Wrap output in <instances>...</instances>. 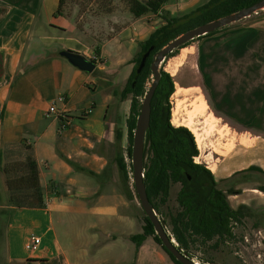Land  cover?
<instances>
[{"label":"crops","instance_id":"crops-1","mask_svg":"<svg viewBox=\"0 0 264 264\" xmlns=\"http://www.w3.org/2000/svg\"><path fill=\"white\" fill-rule=\"evenodd\" d=\"M204 1L168 0L163 8L177 11L183 8L181 4H186L183 9L186 12ZM60 8L61 0H0V206H7V199L3 201L1 193L6 192L8 198L4 165L25 159L29 152L38 162L46 197L45 208H21L20 213L28 222H39L42 226L44 237L40 236V250L34 253L17 251L15 230L11 228L6 262L174 264L151 238L139 247L136 258L134 245L133 248L129 246L131 253L126 259L120 261L115 256L117 240L133 243L130 235L135 233L128 230L137 220L134 215L136 205L124 194L115 156H112L115 155V122L109 115L115 98L111 89L118 81V74L117 70H102L105 75L85 72L58 53L62 48L80 51L69 45L56 46L55 38L44 33L51 28H64L62 30L67 32L72 26L60 14ZM145 18L132 23L142 21L146 24ZM262 39L259 38L257 43ZM250 49L259 50L260 46L244 47L245 51ZM97 68L101 69V66ZM132 69V65L126 64L123 72L131 73ZM254 69V80H234L235 84L241 83V90L247 92L249 98L244 102L235 101L237 105L231 104L233 113L229 115L219 114L215 108L218 116L263 115L264 62ZM59 95L66 96L71 121L65 128L62 127L63 120L49 112ZM57 106L61 108L63 105L57 102ZM224 106L227 105L224 103ZM127 115L128 112L125 117ZM234 130L242 142L234 144V148L219 160L215 159L213 166L220 176L211 169L218 182L247 169L264 171V132ZM238 189L241 192L229 195V200L232 195L243 192L242 188ZM258 189L254 187L253 190L262 191ZM255 193L250 195H257ZM261 193L264 196V191ZM55 214L71 219L62 223L68 228L66 235L70 241L67 246L59 240ZM89 230L95 233L83 237ZM28 239L26 235L25 244Z\"/></svg>","mask_w":264,"mask_h":264},{"label":"rangeland","instance_id":"rangeland-1","mask_svg":"<svg viewBox=\"0 0 264 264\" xmlns=\"http://www.w3.org/2000/svg\"><path fill=\"white\" fill-rule=\"evenodd\" d=\"M181 5L183 8L177 11L173 9L165 10H171L170 15H182L186 4ZM60 10V14L64 15L72 26L69 27L67 32L62 30L64 28H60V30L51 28L46 29L44 33L55 38L56 46L69 45L79 49L80 51L77 52L87 56H93L96 53L95 51L101 47L102 50L98 59V66L100 65L101 69L97 68L96 70L97 72L99 70V73L102 70H117L116 74L118 75H116V78L118 81L114 88L122 90L130 74V71L123 72V67L126 64L134 65L131 60L137 55L139 42L142 39L145 40L147 36L149 37L157 23L158 15L146 16L144 19V21H147L146 24L142 21L132 23L126 0H63ZM228 26L226 30L212 36L196 37L188 45L175 51L174 55L167 56L161 63V70L168 72L175 82V91L170 97L171 122L173 125L186 126L176 124L189 123L188 114L192 110V103L198 100V94L203 95L207 100L209 111L212 110L216 114L214 110L216 108L219 114L222 115L223 113H228V115L233 113L231 104L237 105L236 102H244L249 98L246 95L247 92L241 90V83L235 84L234 80L243 81L244 78L254 80V72L256 71L254 68L264 62V8L250 17ZM259 38L263 39L257 43ZM256 44L260 46L259 50H244V47L247 48ZM250 70H254L253 73ZM104 73L102 72V75ZM151 84L152 80L147 84V88ZM185 90L190 91L188 96L183 95L188 93ZM224 103L227 105L226 107ZM129 105V99L120 101L119 98L115 97L109 115L113 122L116 121L119 126L124 127L125 133L121 145L125 159L128 162L130 159L127 153V129L125 124L120 123L124 122L125 115L129 112ZM216 116L219 118L217 129L222 130L225 128L224 131L222 133L208 132V128L205 127L206 130H201L203 139L200 145L194 132L187 126L193 132L198 145L199 155L196 161L207 165L209 169H214V162L230 151L231 148H234V144H238L239 141L242 142L234 128L264 132V113L258 117H220L217 114ZM247 135L250 136V134ZM247 141L249 142V139ZM214 171L220 176L217 170L214 169ZM246 171L251 173L248 180L240 175ZM132 182H134L133 175L131 176L130 186L136 205L134 215L137 220L135 225L128 231L139 233L142 232L145 211ZM218 186L223 190H227L230 186H235L237 189L242 188L243 192L240 195H232L230 202L235 208L242 204L247 205L249 209L246 213H248L242 224L237 223L234 225L236 239L221 243L218 246L213 245V241L207 244L199 243L193 249L194 258L200 262L208 261L206 264H264V196L261 193L263 191L253 190L254 187L264 186V171L258 168L247 169L236 173L230 179L218 182ZM179 188L180 185L178 184L172 186L168 203L162 207V217L166 220L169 219L167 212L176 207L175 197ZM251 192H257L255 193L257 195L252 196L250 195ZM6 194V192L1 193L3 201L8 199ZM125 196L128 199L126 194ZM5 208L8 207L5 205L0 206V210ZM20 213L21 208H15L9 215L0 214V264L7 263V239L11 228L15 230L13 233L15 236L14 245L17 251H27L24 246L26 235L29 237L33 235L44 237V230L40 223L28 222L26 217L23 218ZM54 219L60 242L63 246L69 245L70 238L66 235L68 228L62 226V223H64L63 221H66V223L71 221L70 217L63 218L55 214ZM93 233L95 232L89 230L88 233L83 234V237H90ZM116 244L118 245H116L114 253L120 261L126 259L131 253L129 246H132V248L133 245L136 246L134 242L131 243L128 240V244H125L120 239L117 240ZM95 247L92 248L95 249ZM27 252L29 253V251ZM119 264H122V262Z\"/></svg>","mask_w":264,"mask_h":264},{"label":"trees","instance_id":"trees-1","mask_svg":"<svg viewBox=\"0 0 264 264\" xmlns=\"http://www.w3.org/2000/svg\"><path fill=\"white\" fill-rule=\"evenodd\" d=\"M126 1L132 21L151 14L158 15L160 18L149 37L139 42L137 55L131 60L134 63L133 69L125 86L122 90L118 88L112 90L113 95L120 101L127 99L130 101L128 115L124 122L120 123L126 125L127 153L130 161H126L122 151L121 141L125 133L124 127L119 126V123L115 121V162L123 184V191L129 200L134 201L130 186L133 175L131 152L137 117L147 92V84L152 80L151 64L154 54L182 33L232 14V12L259 0H206L195 8L183 12L182 15H170V11L163 8L168 0ZM62 3L63 0H61ZM228 27L225 26L198 38L212 36ZM189 42L174 49L167 56L174 55L175 51L188 45ZM151 46L154 48L147 58L143 70L138 73L137 68L141 58ZM95 52L99 55L100 48ZM96 72L97 70L94 71V73ZM100 73L102 75V72ZM161 73V79L152 99L151 125L146 136L145 183L148 197L161 219L166 223L169 232L184 251L194 257L193 249L199 243L207 244L213 241V245L218 246L236 239L234 225L243 223L249 208L245 204L234 208L229 200V195L240 193L241 189H237L235 186H230L227 190L221 189L212 170L207 165L195 160L199 155V149L193 132L187 126H175L171 122L170 97L175 91V82L168 72L161 70ZM24 148L29 149L30 147L24 146ZM3 172L6 177L8 208L0 210V214L9 215L15 208L46 207L45 190L41 183L39 165L32 152H29L23 160L5 164ZM250 174L249 171H246L240 175L248 180ZM176 184L180 185L175 197L176 207L167 212L169 219L166 220L162 217V207L167 205L171 188ZM132 185L135 187L134 182ZM257 188L264 191V186ZM148 238L152 239L172 263L182 264L163 245L155 231L154 224L144 213L142 232L130 235V239L136 245L135 258L139 247ZM6 264H16V262ZM130 264H134V261Z\"/></svg>","mask_w":264,"mask_h":264},{"label":"water","instance_id":"water-1","mask_svg":"<svg viewBox=\"0 0 264 264\" xmlns=\"http://www.w3.org/2000/svg\"><path fill=\"white\" fill-rule=\"evenodd\" d=\"M264 8V0H259L252 5L243 7L232 14L225 15L218 19L199 25L192 28L176 38L169 41L162 49L154 54V60L151 64L152 71V84L147 88V92L142 100L140 114L137 117L136 129L134 131L133 147L131 152L132 167H133V181L135 189L137 191L140 203L149 217L150 221L154 224L157 235L161 238L163 245L178 259L182 264H206L204 262L197 261L190 253L184 251V249L175 241L166 223L161 219L159 213L151 203L146 183H145V143L147 131L151 125L152 114V99L155 90L161 79V63L165 60L167 55L174 51V49L180 47L188 41L195 39L196 37L208 34L210 32L221 29L232 23L240 21L246 17H250L255 12H259ZM151 46L142 56L140 64L137 68V72L141 73L143 70L147 58L153 50ZM59 54L65 57L72 65L77 68L92 73L97 68V62L88 58L85 54L77 52L71 49H59ZM1 60V57H0Z\"/></svg>","mask_w":264,"mask_h":264},{"label":"bare ground","instance_id":"bare-ground-1","mask_svg":"<svg viewBox=\"0 0 264 264\" xmlns=\"http://www.w3.org/2000/svg\"><path fill=\"white\" fill-rule=\"evenodd\" d=\"M185 92H188V93L183 94L184 96H188L190 93L189 90H185ZM180 93H182V92H180ZM197 99L198 100H195V102L192 103V106H193L192 110L189 111V114H188L189 115V123L188 124L180 123V124H176V125L188 126L196 135L197 142L200 145L202 143V139H203L201 137V130L202 129H205V127H206V128H208L207 129L208 132L216 131L218 133H222L225 128H223L222 130L217 129L219 118L212 111H209V105H208V102L205 99V97L201 94H198ZM186 110H187V108H186Z\"/></svg>","mask_w":264,"mask_h":264},{"label":"built area","instance_id":"built-area-1","mask_svg":"<svg viewBox=\"0 0 264 264\" xmlns=\"http://www.w3.org/2000/svg\"><path fill=\"white\" fill-rule=\"evenodd\" d=\"M99 55L97 53H94L90 59L96 60L98 64ZM57 102H61L63 106L59 108L57 106ZM49 112L55 114L56 116H58L60 119L63 120V126H62L63 128L67 127L71 123L66 109V96L59 95L57 100H55L49 107ZM196 159L197 157L195 158V160ZM41 243H42V238L40 236L33 235L29 237V239L27 240L25 244V248L27 251L34 253L40 250Z\"/></svg>","mask_w":264,"mask_h":264},{"label":"flooded vegetation","instance_id":"flooded-vegetation-1","mask_svg":"<svg viewBox=\"0 0 264 264\" xmlns=\"http://www.w3.org/2000/svg\"><path fill=\"white\" fill-rule=\"evenodd\" d=\"M97 66H98V64H97Z\"/></svg>","mask_w":264,"mask_h":264}]
</instances>
